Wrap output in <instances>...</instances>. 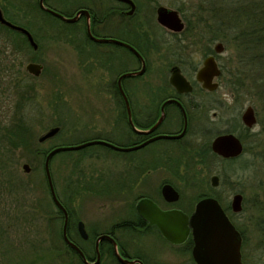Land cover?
Returning a JSON list of instances; mask_svg holds the SVG:
<instances>
[{
    "label": "rangeland",
    "instance_id": "1",
    "mask_svg": "<svg viewBox=\"0 0 264 264\" xmlns=\"http://www.w3.org/2000/svg\"><path fill=\"white\" fill-rule=\"evenodd\" d=\"M137 1L142 11L154 14L152 25H147L146 18L147 31L153 32L155 29L163 40L169 39V36L159 27L156 28L158 24L155 21V11L158 6L186 11L179 12L184 24L183 14L190 16L193 21L200 16L197 12L201 7L200 0ZM25 2H29V8ZM0 6L12 10L13 16L17 17L19 22L28 24L27 28L20 26L29 28L43 46V50L37 55L38 59L33 60L43 65L41 74L35 77L26 70V65L32 61L34 54L27 47L22 52H14L12 42L18 40L19 36L0 28V52L4 50L0 53V67H6V70L0 73V127L4 129L11 126L13 121L24 113L28 125H24L25 130L21 132V136L24 135V139L29 143V127L32 135L30 148L28 145L14 148L9 140L0 138V228L4 225L2 229L5 232L0 233V264H31L33 261L34 264H78L76 258L73 259L68 253L62 239L63 221L48 196L43 168L44 155L39 153L56 147L77 145L81 140L93 136L95 132L88 126L94 121L107 124L108 119L105 114L95 119L94 106L101 107L105 112L107 100L100 94L95 95L91 80L80 73L73 41L70 40L74 38L75 33L67 25L45 14L38 7L36 0H0ZM72 6L73 10L75 7L73 4ZM194 12H197L196 17ZM201 22H196V35L189 34L188 40L185 39L182 43L190 44V50L183 46H173L183 58L190 60L189 64L185 65V72L191 74L193 65L200 67L204 54L213 51L219 42L224 46L223 52L217 56L220 67H234L236 57L233 49L222 40L209 41L208 37L202 38L198 34L202 27ZM177 36L184 38L185 33H179ZM149 57L154 62L152 72L149 73L152 76L156 74L159 65H162V69L165 66V71L168 69L166 63L159 64L152 54ZM230 80L229 76L217 79L219 88L215 93L203 92L197 95L198 102H202L204 107L192 114V123L194 128H198L199 143L207 145L217 133L233 131L237 136L239 132L244 133L241 126L245 125L241 116L247 106H252L257 124L250 129L247 140L242 142L246 151L241 157L248 169H239V163H242L239 161L223 163L211 153L205 158V164L199 163L200 158H192L193 166L187 167L180 164L181 153L175 150L173 161L176 178L173 182L181 192L179 203L189 211L202 195L218 199L231 221L244 232L246 264H264V253L261 251L264 249V236L261 235L264 224V104L260 105L257 96L251 91L244 97L239 94L236 97L228 86ZM15 81H20L21 87L18 90L22 92L26 91L29 85L33 87L32 100L26 106L22 101L20 108H17L16 103L19 93L12 88ZM130 82L132 86L135 85L134 98L137 99L140 95L138 92L143 89L142 81L136 79ZM56 126L61 127L57 135L44 142L39 141L43 134ZM107 132L113 139L111 143L117 146L125 147L131 142L127 135L121 134L119 128H111ZM172 144L163 141L144 151L136 152L118 151L101 144L58 152L52 158L50 166L56 192L67 200L68 205L74 209L71 213L80 217L79 220L86 224L90 232L108 228L114 222L137 221L130 206L133 198L140 194L156 197V185L162 177L168 176L163 171L165 168L151 170L162 165L165 160L155 155L152 150H163ZM195 147L199 145L195 143ZM141 160L145 164L144 168L139 169L142 167ZM183 161L187 164L191 159ZM24 164L30 166V172L24 171ZM144 170L145 175L138 180V175ZM83 173L86 178H97L98 175L104 176L106 173L113 175L112 196L115 199L113 207L109 208L110 211L96 209L93 204L100 200L96 201L90 196L83 198V195L77 194L71 195L72 199H69L72 193L69 188H73L68 184L71 182L70 178L74 179ZM183 173L188 180L178 177V174ZM214 175L220 177L218 187L211 185ZM144 178L146 181L143 186ZM132 180L135 182L132 183ZM132 184L134 189L128 193L127 198H121L120 189ZM237 193L243 195V209L240 213H234L230 206L233 195ZM132 234L134 232L131 231L120 233L125 248L128 247L131 254L150 257L153 255L161 261H169L172 258L173 252L156 239L157 233H148L149 236L143 240L130 239ZM137 234L139 233L135 235ZM73 238L86 248L84 251L89 257L94 256L93 243L80 242L76 236Z\"/></svg>",
    "mask_w": 264,
    "mask_h": 264
},
{
    "label": "flooded vegetation",
    "instance_id": "2",
    "mask_svg": "<svg viewBox=\"0 0 264 264\" xmlns=\"http://www.w3.org/2000/svg\"><path fill=\"white\" fill-rule=\"evenodd\" d=\"M36 1L39 8L45 14L63 22L71 29L72 32L75 33L74 38H71L70 40L73 41V47L76 51V61L80 73L83 77H87L91 80L94 90L93 93L95 95L100 94L107 100L105 101L107 111L104 112L101 107L98 108L97 106H94L95 111L93 112L95 119L99 118L98 116L103 114H105L106 117L108 115L107 124H102L101 122H98V124L94 121V123L91 124L92 126L90 125L88 128L94 131L95 134H93L90 138L81 140L78 143L81 144L93 140L111 142L113 139L109 137L107 132L111 128H119L123 136L127 135L130 138L131 142L125 147L140 146L138 149L128 152L144 151L163 141L173 143L163 150H152L155 155L160 158H164L165 160L162 165H159L157 168H152L151 170L165 168L163 171L164 173H167L168 176L162 177L156 185V197L152 195L150 196L149 194H140L139 196H136V198H133V202L130 203V206L133 208L137 221L124 220L119 223L114 222L108 228L99 230L95 229L91 232L87 229L86 224L83 222L87 233L86 238H84L79 232L78 225L81 221L79 220L80 217H78L75 213H71L73 208L68 205L66 199L58 195L56 192V186L54 184L55 180L50 168L51 160L54 158V155L50 159L49 169L56 196L59 202L63 205L64 209L67 211L68 238L81 249L89 263L96 262L98 257V248L100 255L98 264H124L117 257L114 246L115 242L117 244L118 252L122 258L137 261V263L134 264H197L193 257L195 242L192 235V229H190L187 237L182 242H171L162 235L157 225L151 224L150 220L140 215L136 208L141 200L149 199L153 201L162 211L181 210L189 216L193 213L196 204H194L193 209L189 211L186 207L179 203L181 199V192L175 186V182H173V179L176 178L175 163L173 158L175 150H178L181 153L180 160L182 161L180 164H184L187 167L193 166L192 158H200L202 153H205L206 156L211 153L216 158H223L214 153L211 149L213 140L218 135L223 133H217L212 141L207 145L202 143L200 144L198 141V128H194L192 123V114L204 107L202 106V102H198L197 95H200V93L203 92L215 93L219 88L218 86V88L214 91H209L203 88L202 83L197 80V72L203 66L205 58L209 56H213L215 58L219 68L221 69L219 62L217 61V56L221 53H216L214 47L213 51H208L204 54L200 67H197L196 65L191 66V74H187V72H185V65L189 64L190 60H186L182 57V54L177 53V48L173 49V46H183L185 49L190 50V44H182L184 43L185 37L180 38L177 36V34L182 33L185 28L181 32H173L160 25L157 21V9L159 6L155 11V21L156 24H158L156 28L159 27L163 33L166 34V36H169V39L165 40L159 36L155 29H153V32L147 31V26L145 25L146 18L147 25L150 26L154 22V14L153 12L142 11L137 0H132L135 5L133 13H130L132 8L131 4L122 0H43V4L47 8L62 14L66 18L75 17L81 10L88 12V14L81 13L74 22H67L63 18L54 15L52 12L43 10L40 6L41 0ZM55 3L58 5L60 4L61 6L54 5ZM72 4L75 7L73 10L71 8L73 7ZM29 32L38 45L37 49H35L31 45L30 41H28L29 50L34 54L30 63L33 62L40 64L39 62H34L33 60L34 58L35 60L38 59L37 55H39V51L43 50L42 43H40L30 30ZM129 46L133 47L139 55H137ZM150 54L156 57V61H159V64L160 62L162 64L166 63L168 69L165 71V66L162 69V65L158 64L159 67L155 72L156 74L153 76L152 74H149L152 72V63H154L149 57ZM174 67H178L180 69L183 76L192 86V91L180 93L172 85L171 75ZM143 68L144 72L142 74L126 76L129 73H136ZM220 76L215 78L214 81L217 82L216 80L219 79ZM136 79H140V81H142L141 86H143V89L138 92L140 95L137 99L134 98L135 85L132 86V83L130 82L131 80ZM167 101L170 102L166 103ZM130 111L133 123L138 130L148 131L155 126L161 118L162 119L160 123L149 133H139L134 130L130 124ZM215 115L216 114H214V117ZM108 121L111 122L109 123ZM59 128L61 131V127ZM224 133L233 132L227 131ZM157 137L160 138L154 139ZM195 143L198 144L199 147H195ZM47 154L44 156L43 167L47 187L46 190L49 194L48 196L52 205L56 207L58 215L63 221L62 226H64L65 213L53 200L49 179L45 171V159ZM188 158H190L191 161L186 164L183 160H187ZM144 164L143 160H141L140 165H142V167L140 166L139 169L144 168ZM147 172L151 173L150 171ZM85 175L86 174L83 173L74 179L70 178L71 182L68 184L73 186V188H69L72 189L69 199H72L71 195L75 196L77 194L78 196L83 195V198L90 196L91 199H96V201L100 200V202L93 204L97 207L96 209L107 211L109 208L113 207V199H115L112 196L113 175L111 173H106L104 176L98 175L97 178H86ZM143 175H145V170L142 174L138 175V180H140V177ZM178 175V177L182 180L184 178L187 179L185 173ZM145 181L146 179L144 178L142 181L143 186ZM134 182L135 181L132 180V183ZM165 185H171L178 192L179 199L177 201L172 202L166 199L163 195V188ZM133 189V184L123 186V189H120L121 198H127L128 193ZM203 198L205 197H202L201 199ZM144 213L147 216L149 215L148 208H144ZM124 231L134 232V234L129 236L132 240L137 238L143 240L144 237L149 236L148 233H157L158 238L156 239L163 243L164 247L171 250L173 252L171 255L174 257L172 256L169 261H161L153 255L150 257L140 254H131L128 251V247L125 248L121 239L120 233ZM136 233L139 234L135 235ZM73 235L76 236L80 242L93 243V257H89V255L84 252L86 248L82 247V245H80L78 241L73 238ZM101 235L111 237L114 242L111 239L104 238L99 241L97 246V240ZM75 252L79 255L76 250ZM80 258L82 259L83 264H86L81 256Z\"/></svg>",
    "mask_w": 264,
    "mask_h": 264
},
{
    "label": "water",
    "instance_id": "3",
    "mask_svg": "<svg viewBox=\"0 0 264 264\" xmlns=\"http://www.w3.org/2000/svg\"><path fill=\"white\" fill-rule=\"evenodd\" d=\"M131 4L132 8L130 13H133L135 5L132 0H122ZM40 6L43 10L50 11L54 15H57L67 22L76 21L77 17L81 13L88 14L87 11L81 10L78 14L73 18H66L60 13L53 11L47 8L43 4V0L40 1ZM157 21L160 25L166 27L167 29L173 32H181L185 28V24L177 10L170 9L164 6H159L157 9ZM0 23L11 30L20 32L24 34L28 41H30L31 45L37 49L38 45L33 39L31 33L28 29L14 24L7 20L3 14V11L0 6ZM98 41H108V40H98ZM137 55L139 53L131 46H129ZM224 50V46L222 43H217L215 45L216 53H222ZM43 66L38 63H28L26 65V70L31 75L38 77L42 72ZM144 72V68L136 73H129V75H139ZM221 75V69L219 68L215 58L213 56H209L205 58L203 62V66L197 72V80L202 83L203 88L214 91L218 88L219 84L214 81L215 78ZM171 83L177 89L178 92H190L192 91V86L186 80V78L181 73L178 67H174L171 75ZM172 101V100H170ZM167 101L166 103H169ZM165 103V104H166ZM242 122L246 128L252 129L257 124V118L255 115L254 108L252 106H247L242 113ZM162 119V118H161ZM153 126L148 131L138 130L132 120L131 111L129 112V121L132 128L139 133H149L152 131L161 121ZM60 131L58 126L49 129L45 134H43L40 138V142H44L55 135H57ZM165 137V136H160ZM160 137L154 138L158 139ZM153 139V140H154ZM105 145L110 148H113L118 151H132L138 149L140 146L133 147H121L117 146L111 142L104 140H93L84 142L77 145H69V146H61L56 147L51 150L45 159V171L47 177L49 179L51 194L55 203L64 211L65 213V223L63 226V239L64 241L74 248L79 255L83 258V261L86 264H98L100 260L99 250L97 248L98 257L96 262L89 263L86 259L84 253L81 249L72 242L67 236V222L68 215L67 211L64 209L63 205L59 202L54 186L51 180V174L49 169L50 159L61 151H71V150H79L85 147H89L92 145ZM211 149L217 155L223 157L224 159H233L242 155L244 150V145L240 138L233 133H223L218 135L211 144ZM23 169L25 172H30L31 168L28 164L23 165ZM220 183V179L217 175L212 176L211 185L213 187H218ZM163 195L169 201H177L179 199L178 192L171 186L165 185L163 188ZM243 195L240 193L234 194L231 200V210L234 213H240L243 209ZM144 208H148L149 215L147 216L144 213ZM137 212L148 218L151 224H155L158 226L162 235L171 242L179 243L182 242L192 229V235L195 242V247L193 249V257L197 264H244L242 261V237L240 232L237 230L235 225L232 223L231 219L223 209L220 202L214 197H205L199 200L196 203L195 209L193 213L189 216L181 210H171V211H162L158 208L155 203L149 199L141 200L137 205ZM80 234L86 238L87 233L84 227V223L82 221L79 222L78 225ZM108 238L113 241V239L107 235H101L97 240V246L100 240ZM114 242V241H113ZM115 251L119 260H121L124 264H134L137 261H131L128 259L122 258L117 249V244L114 242Z\"/></svg>",
    "mask_w": 264,
    "mask_h": 264
},
{
    "label": "trees",
    "instance_id": "4",
    "mask_svg": "<svg viewBox=\"0 0 264 264\" xmlns=\"http://www.w3.org/2000/svg\"><path fill=\"white\" fill-rule=\"evenodd\" d=\"M200 1L201 7L197 9V12H199L200 16L198 15L199 18H197V20L193 21L190 16L188 17L183 14L185 20V29L183 31V34L185 33V39L188 40L189 34L196 35L194 34L195 30L198 28L196 22L202 21V27L200 30L198 29V34L201 35L202 38L208 37L209 41H224L227 46H229V48L233 49V54H235L236 57V65L234 67H226L225 65H221L222 74L219 79H222L224 76H229L231 80L228 81V86L232 88L231 91L236 97H238V94L244 97L247 94L253 92L255 96H257L260 105L264 104V0ZM10 5L12 6V4ZM25 5L29 8V2H25ZM1 9L5 18L12 23L17 25L19 24L24 27L28 25L19 22V20H17V17L13 16L12 10H9L7 7L1 6ZM178 12L184 13L186 11L179 10ZM197 12H194L195 17ZM0 28L6 32L19 36V41L14 40L12 42L14 52L19 53L22 52L25 47L29 48L28 40L23 34L11 30L1 23ZM3 51L4 50H2L0 53L2 54ZM3 70H6V67L5 69L0 67V73L3 72ZM20 85V81H15L12 86V88H14V91H17V93H19V98L16 102L17 108H20V105H22V101L23 103L25 102L24 104L26 106L28 102L32 100L33 87L31 85H29L28 87V85L25 84L28 89L22 92V90H18L21 87ZM24 125L27 126L28 122L26 119V114L23 113L19 119L13 121L11 126L5 127L4 129L0 127V138L9 140L14 148L18 146L27 147V145L30 148L32 145L31 129L29 127L28 143V141L26 142V140L24 139V135L21 136V132L25 130ZM241 127L244 133L239 132L238 137L242 142H245L248 135L250 134V129L245 128L244 126ZM50 150L40 151L39 154L45 156V154H47ZM245 151L246 149L244 146V150L241 156L233 159H218L226 164L238 161L242 162L239 163V169H242V171H246L248 169V166L241 158ZM205 158H207V156L205 155V153H202L199 163L205 164ZM202 197H204V195H202L200 198ZM3 226H1L0 228V233L2 234L5 233L4 229H2L4 228ZM235 227L240 232L242 237V259L243 263L246 264V256L244 253L245 235L242 231V228H238L236 225ZM261 235L264 236V224L263 228L261 229ZM65 245L68 253L71 254L72 258H76L78 264H83L82 259L79 255H77L75 250L69 247L66 243ZM261 251L264 253V249H261ZM34 263L35 262L33 261L31 264Z\"/></svg>",
    "mask_w": 264,
    "mask_h": 264
}]
</instances>
